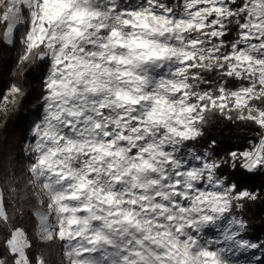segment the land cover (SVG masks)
<instances>
[{"label":"snow or ice","instance_id":"obj_1","mask_svg":"<svg viewBox=\"0 0 264 264\" xmlns=\"http://www.w3.org/2000/svg\"><path fill=\"white\" fill-rule=\"evenodd\" d=\"M0 29L42 74L24 149L41 241L67 264H264L238 214L260 195L225 175L264 174V0H0ZM215 114L258 139L198 148ZM4 243L32 264L23 229Z\"/></svg>","mask_w":264,"mask_h":264},{"label":"trees","instance_id":"obj_2","mask_svg":"<svg viewBox=\"0 0 264 264\" xmlns=\"http://www.w3.org/2000/svg\"><path fill=\"white\" fill-rule=\"evenodd\" d=\"M21 52L19 34L16 42L9 45L2 39L0 29V100L9 94L14 84L24 92L15 104L0 107V190L4 194L9 217L8 224L0 223V260H4L5 264H12L4 242L13 228H21L32 244L27 250L32 264H36L38 256L42 257L46 264H66L62 242L57 239L44 242L38 236L34 211L37 209L36 196L40 199L41 197L37 189L34 194L31 188L32 178L28 174L29 157L24 149L29 125L42 107V74L34 64L18 63ZM204 131L205 134L197 147H207L215 140L214 151L217 155L224 156L230 151H244L249 147V141L258 139L257 133L261 130L251 123L228 120L215 114L209 116ZM230 174L242 177L241 186L260 195L258 200L247 202L238 214H242L247 221L250 239H264V174L249 175L239 169L232 173L230 169H226L225 175ZM209 235L214 237L216 233L210 231Z\"/></svg>","mask_w":264,"mask_h":264},{"label":"rangeland","instance_id":"obj_3","mask_svg":"<svg viewBox=\"0 0 264 264\" xmlns=\"http://www.w3.org/2000/svg\"><path fill=\"white\" fill-rule=\"evenodd\" d=\"M4 97H5V96H3L2 99H1L0 101H3V98H4ZM41 115H42V107L39 109V111H38V113H37V116H34V118H33V122L37 121ZM33 122L29 125V129H30V126L33 124ZM31 139H32V138L30 137L29 132H28V139H27L26 144H27ZM26 144H25V146H26ZM0 191H1V190H0ZM37 191H38V193L40 194L41 199H46V197L43 196V194L40 192L39 189H37ZM45 210H46V209H45ZM57 240H58V239H57ZM64 259H65V261H66V258H65V257H64ZM66 264H67V262H66Z\"/></svg>","mask_w":264,"mask_h":264}]
</instances>
